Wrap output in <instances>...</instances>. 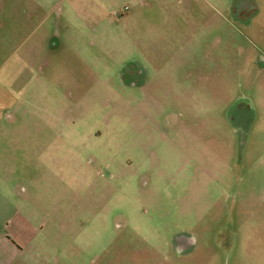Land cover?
I'll use <instances>...</instances> for the list:
<instances>
[{"label": "rangeland", "instance_id": "374dc122", "mask_svg": "<svg viewBox=\"0 0 264 264\" xmlns=\"http://www.w3.org/2000/svg\"><path fill=\"white\" fill-rule=\"evenodd\" d=\"M11 185L30 264H264V0H0Z\"/></svg>", "mask_w": 264, "mask_h": 264}, {"label": "crops", "instance_id": "0c3cea01", "mask_svg": "<svg viewBox=\"0 0 264 264\" xmlns=\"http://www.w3.org/2000/svg\"><path fill=\"white\" fill-rule=\"evenodd\" d=\"M17 190L18 189L15 185H11L10 187L4 186V189L0 190V264H30L28 260H26L28 255L27 248H24V246L20 247L18 244H14L13 241L10 245L9 242H11V240L4 239L6 235L4 227L6 224L12 222V217L14 215L12 214L14 211L12 204L17 202V200L21 203L26 202V200L23 199L26 188L23 187L22 194ZM14 213L17 215L16 210ZM21 215L22 214L19 213V216ZM26 222L31 232H37V228H35L34 225L30 224L29 221ZM39 232L42 233L43 230H40ZM12 239L18 243L16 235H14ZM37 254L41 256L40 252Z\"/></svg>", "mask_w": 264, "mask_h": 264}]
</instances>
